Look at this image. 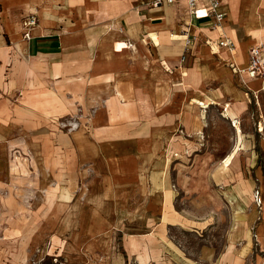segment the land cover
I'll return each mask as SVG.
<instances>
[{
    "label": "rangeland",
    "instance_id": "obj_1",
    "mask_svg": "<svg viewBox=\"0 0 264 264\" xmlns=\"http://www.w3.org/2000/svg\"><path fill=\"white\" fill-rule=\"evenodd\" d=\"M42 2L0 0V264H264V92L239 75L249 56L238 69L195 58L190 35L175 60L184 70L175 61L162 70L150 46L131 55L116 76L132 87L130 107L111 76L103 85L116 103L99 74L88 89L54 91L15 51ZM249 6L234 24L258 16ZM16 22L28 29L20 40L9 33ZM223 102L236 109L241 142L222 170L236 142Z\"/></svg>",
    "mask_w": 264,
    "mask_h": 264
},
{
    "label": "crops",
    "instance_id": "obj_2",
    "mask_svg": "<svg viewBox=\"0 0 264 264\" xmlns=\"http://www.w3.org/2000/svg\"><path fill=\"white\" fill-rule=\"evenodd\" d=\"M135 3L138 4L136 9L133 8ZM244 3H250L247 8L258 16L249 20L246 25L240 26L237 22L234 24V16ZM42 4L35 7L38 24L28 33L29 38L24 40L23 49L19 47L15 50L20 54L22 50V57L29 69L27 73L30 75L34 69L41 71L48 79L46 86H51L50 89L53 88L54 91L60 82L64 84L84 81L88 89L91 79L96 74L102 75L100 77L102 85L104 78L111 76L118 83L114 86L116 98L122 102V105L129 107L136 101L135 96L132 95V87L123 86L121 82L127 81H120L116 76L125 72L131 55L138 52L140 46L154 48L158 59L161 60L155 64L162 65V70L167 72L168 69L165 67L182 55L185 50V38L190 35L195 38L193 44L196 49L195 55H200L195 58L203 56L207 58L211 54V59H217L219 63L223 61V64L230 65L234 69L247 64L249 48L256 41H264V0H220L219 8L224 13V24L221 22L220 25H214L213 17L208 14L207 0H200L192 14L188 12L187 5L181 1L158 6H151L149 0H43ZM198 10L204 11L203 15H195V11ZM4 23L2 20V24ZM26 29L16 22L9 33L20 40L19 36L24 34ZM223 36L233 39L234 49L229 51L226 48L213 46L211 50L208 40L214 42ZM118 41L128 43L129 49L126 52L115 51L114 46ZM262 50L264 58V47ZM2 51L4 53V50ZM38 54L46 56V59L44 61L32 59L31 55L38 56ZM3 60L6 61L7 58L4 57ZM173 64L176 66V61ZM185 68L178 65L174 69ZM239 75L243 76L249 89H262L260 77L250 76L247 71ZM104 89L112 91L111 99H114L112 103H116L113 89L106 87ZM56 97L58 98V95ZM69 100H72L70 95L66 97V102L68 103ZM236 102L232 103L236 104ZM197 103L200 106L204 104L200 99ZM232 103L221 104L225 117L231 121L236 133L235 144L219 163V168L222 170L227 168L239 150L237 147L241 142V134L237 133L238 126L234 122L237 112L232 107ZM238 103L245 105L243 101ZM126 110L121 107L116 109L115 117L116 114H122ZM109 117L112 119L114 116ZM1 143L0 140V154H3ZM230 249L231 245L226 248L223 257L230 252Z\"/></svg>",
    "mask_w": 264,
    "mask_h": 264
},
{
    "label": "built area",
    "instance_id": "obj_3",
    "mask_svg": "<svg viewBox=\"0 0 264 264\" xmlns=\"http://www.w3.org/2000/svg\"><path fill=\"white\" fill-rule=\"evenodd\" d=\"M184 2L188 7V12L190 14L194 13L195 7L200 0H149L151 6H158L161 4H173L176 2ZM208 1V14L213 17L214 25H220L221 21L224 18V13L220 10V0H207ZM35 20L29 19L28 22H23L24 25L32 24ZM208 45L212 48L217 46L220 48H226L229 51H232L235 47V43L232 38L228 36H223L218 40L212 42L208 40ZM248 64L244 71L250 76L260 77L262 81V90L264 92V62L262 57V49L259 46H253L249 49L248 53Z\"/></svg>",
    "mask_w": 264,
    "mask_h": 264
},
{
    "label": "bare ground",
    "instance_id": "obj_4",
    "mask_svg": "<svg viewBox=\"0 0 264 264\" xmlns=\"http://www.w3.org/2000/svg\"><path fill=\"white\" fill-rule=\"evenodd\" d=\"M26 32H28V29L25 30V33H26ZM263 62H264V58H263ZM235 122H237V121H235Z\"/></svg>",
    "mask_w": 264,
    "mask_h": 264
}]
</instances>
